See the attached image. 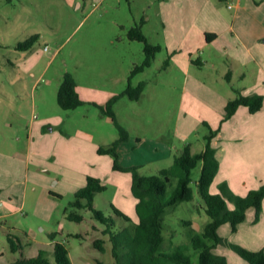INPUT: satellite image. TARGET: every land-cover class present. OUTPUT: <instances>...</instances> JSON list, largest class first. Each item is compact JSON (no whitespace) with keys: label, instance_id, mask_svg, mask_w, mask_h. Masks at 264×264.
<instances>
[{"label":"rangeland","instance_id":"rangeland-1","mask_svg":"<svg viewBox=\"0 0 264 264\" xmlns=\"http://www.w3.org/2000/svg\"><path fill=\"white\" fill-rule=\"evenodd\" d=\"M145 1L0 0V203L4 202V207L0 206V263L10 264L22 254L38 255V249L43 250L44 257L55 261V241L51 237L55 232L56 241H63L69 248L73 264H117L110 234L104 232L106 224L91 209L74 208L71 202L85 185L87 175L99 174L107 189L96 195L95 206L106 216H112L118 229L132 227L138 221L136 198L131 190L132 173L114 169L110 154L93 152V144H111L119 136L118 128L102 114L99 104L85 103L67 110L57 96L66 72L76 75L80 85L101 94L116 95L125 90L127 82L118 78L128 77L145 59L144 43L128 36L133 13ZM223 8L233 11L226 4ZM154 11L148 9L149 15H153L152 42L164 47L156 53L151 66L132 77L135 85L145 80L149 86L142 99L123 95L114 106L120 123L132 136H146L143 147L151 137L160 135L172 142L173 157L162 164L149 163L141 171L146 175L158 174L160 168L170 166L185 143L191 142L198 152L203 149L205 134L209 132L204 121L218 128L220 135L228 131L224 141L239 136L236 131L246 121L240 110L223 122V109L193 102L184 94L182 77L174 88L168 87L172 72L163 69L168 59L163 23L157 21ZM34 33L40 36L31 48L18 47ZM211 52L219 68L227 59L230 66L234 64L235 81L239 82L237 61L229 54L220 55L217 49ZM241 55L247 58L244 51ZM245 65L243 70L248 72L255 63H243L240 68ZM174 67L177 69V65ZM204 69L211 71L212 67ZM232 85L229 83L231 90ZM189 117L198 125L192 131L191 126L183 127V121ZM208 117L215 123L204 120ZM180 132L191 135L183 139ZM80 144L84 151H78ZM132 156L128 153L126 159L131 160ZM201 167L200 164L192 172L194 199L178 201L167 207L163 215V250L185 245L195 264H200L199 251L193 246L192 236L202 233L211 219L197 187ZM219 181L216 177L212 192H219ZM176 185L174 178L168 184L167 197ZM113 204L130 220L117 214ZM228 205L235 207L233 201L228 200ZM69 210L80 212L84 219L68 218ZM253 221V215H249L239 230L225 223L219 232L231 242L256 251L264 245V220L255 224ZM9 232L16 241L20 238L22 248L12 249ZM100 237L104 238V249L95 245ZM214 251L226 255L228 264H248L229 245L214 246Z\"/></svg>","mask_w":264,"mask_h":264},{"label":"trees","instance_id":"trees-1","mask_svg":"<svg viewBox=\"0 0 264 264\" xmlns=\"http://www.w3.org/2000/svg\"><path fill=\"white\" fill-rule=\"evenodd\" d=\"M143 19L135 23L128 31L131 40H139L145 45V59L142 64L136 65L128 78V83L123 92L114 95L105 104H99L102 114L108 116L115 123L119 131V136L108 145H100L99 154H110L113 157V167L120 171H130L132 173L131 190L136 202V212L138 221L132 227L126 226L118 229L115 219L106 216L104 212L95 206L96 195L107 189V185L100 177L88 175L87 181L75 195L71 202L74 208H89L94 215L102 220L106 227L104 232L110 234L112 241V251L117 264H195L191 256L186 253L185 245H181L175 250L165 251L163 245L164 237V212L167 207L176 204L180 200H192L195 192L191 187L193 181L192 172L200 164L201 172L198 180V191L206 203V211L211 219L204 226L203 232L192 236L193 246L199 251L200 264H228L226 255L215 253L214 246L229 245L235 252L245 258L249 264H264V249L251 250L240 244L231 242L219 232L220 226L231 223L233 230L237 231L238 226L247 216L249 208L254 207L256 211L255 223L260 220L264 207V184L258 189H251L247 195L236 194L229 183H220L219 192H212L211 187L215 181L220 167V161L216 156L214 139L219 132L218 128L212 127L207 121L209 132L205 134L206 144L199 152L193 149L192 143H186L180 155L174 156L173 163L159 170L158 174H143L142 165L125 166L121 162L119 144L127 140L130 132L120 123L115 103L123 96L130 99H140L147 86V81H140L134 84L132 77L138 72L144 71L151 66L156 53L162 50V45L151 43L143 30ZM211 33H206L211 39ZM40 34L34 33L18 44L21 49L31 48L39 39ZM169 58L164 65L166 68ZM197 62V61H196ZM231 78V74H227ZM78 83L74 74L66 72L58 91V102L67 110L75 109L86 103L78 91ZM236 95L230 99L224 109L223 122L231 118L241 106L249 107L251 113L258 112L264 107V96L251 93L246 94L236 88ZM97 104L96 102H94ZM177 178V185L170 197H167L168 184ZM228 200L235 203V207L229 208ZM114 211L124 216L127 220L130 217L113 204ZM68 218L76 221L84 219L83 214L76 210H69ZM52 239L56 238V233H51ZM8 239L13 250L22 248L19 237L16 241L9 232ZM95 245L104 249V238L95 240ZM54 258L44 257L43 250L36 256L21 255L10 264H73L70 257V250L63 241H56L54 247Z\"/></svg>","mask_w":264,"mask_h":264},{"label":"crops","instance_id":"crops-1","mask_svg":"<svg viewBox=\"0 0 264 264\" xmlns=\"http://www.w3.org/2000/svg\"><path fill=\"white\" fill-rule=\"evenodd\" d=\"M224 4L233 11L229 12L224 9ZM148 9H155V18L157 21L160 19L163 23L165 40L163 44L166 45L169 58L167 67L163 69L172 72L168 80L169 88H174L175 82L180 81V77H182L185 96L193 98V102L223 109V113L227 102L235 97L236 88L246 94L257 93L264 96V0H234V3L230 0H218V3L213 0H146L141 3L139 11L133 13L131 27L143 19V30L150 42L154 43L152 42L154 41L153 35H151L153 31L150 28V24L153 23V15H149ZM206 33L212 34L211 39L207 38ZM210 47L220 51V55L229 54L237 61V66H239L237 72L241 79L239 82L237 81L238 83L235 81L236 67L234 68V64L230 66L231 62L227 59L223 68H219L213 62L214 57L211 52L213 49L206 51ZM241 51L247 54L246 59L241 55ZM249 62H254L255 65L252 71L244 72L243 69L246 65L242 68L240 65ZM176 65L177 69H174ZM208 66H211L212 70L204 71V67ZM229 73L231 74L230 79L227 78ZM75 77L80 96L86 103L105 104L110 99L107 98V95L113 97L116 93L109 92L107 95L98 93L90 86L80 85V80L76 75ZM237 77L239 78L238 74ZM128 78L129 76L124 75L118 80L128 83ZM248 79H250L249 82H247ZM231 82L233 90L229 86ZM148 86L147 82L146 89ZM240 110L246 121L236 131L239 136H235L230 141H224L228 131L221 135L217 134L214 146L216 147V156L220 161L216 176L219 177V182H228L236 194L245 196L251 189H258L264 184V107L254 113L246 111L250 109L244 105L236 112ZM210 119L208 117L204 120L211 122ZM190 126L191 131L198 126L193 117L183 121L184 128H190ZM180 133L183 139H187L191 135V132ZM132 135L130 133L129 138L119 144L123 165H142L143 169L149 163L162 164L173 157L172 142L164 135H160L159 138L151 137L146 147H143L146 136ZM99 146L100 144H93V152L96 150L98 153ZM78 151H84L81 144ZM128 153L130 157L133 155L131 160L126 159ZM88 175L101 178L99 174L95 173ZM57 181L58 179H56ZM0 206L4 207V202L0 203ZM251 208L248 209L247 216L253 215V219H255V208ZM262 220H264V207L257 223ZM243 222L239 224L238 230ZM56 240L54 239L55 243ZM259 249H264V245ZM40 250L42 249H38L36 254H39ZM52 251L54 252V250Z\"/></svg>","mask_w":264,"mask_h":264},{"label":"built area","instance_id":"built-area-1","mask_svg":"<svg viewBox=\"0 0 264 264\" xmlns=\"http://www.w3.org/2000/svg\"><path fill=\"white\" fill-rule=\"evenodd\" d=\"M230 6H232V5H230Z\"/></svg>","mask_w":264,"mask_h":264}]
</instances>
